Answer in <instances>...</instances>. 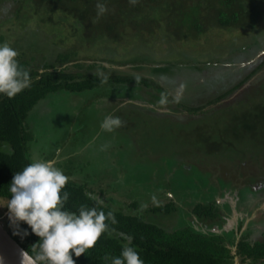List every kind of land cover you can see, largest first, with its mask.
<instances>
[{
	"label": "trees",
	"instance_id": "trees-1",
	"mask_svg": "<svg viewBox=\"0 0 264 264\" xmlns=\"http://www.w3.org/2000/svg\"><path fill=\"white\" fill-rule=\"evenodd\" d=\"M3 1L5 0H0ZM15 1V9L0 21V44L7 42L19 52V64L29 71L32 83L29 88L11 99L0 94V199L6 204L11 199L9 189L15 173L22 171L36 159L49 160L58 156L56 166L70 177L62 189V192L69 193L65 209L77 214L81 205L96 207L105 214L111 210L117 221L114 225L111 221L107 222L109 228L114 231L111 234L104 233L95 247L80 257L73 255L75 264H110V261L106 262L102 258L105 254L119 257L123 247L128 244L127 236L132 237L131 246L137 249L144 264H232L235 256L246 264H264V240L252 242L244 234L237 240L236 253H231L226 242L233 245L234 238L222 232L215 199L196 202V198L193 199L195 203L190 212L184 210L175 200L176 197L183 198L180 196L182 189L191 188L195 192L192 194L197 197L198 193H202L200 187H209V181L207 184L203 183L207 172L203 174L195 164L187 163L183 157L196 154L201 158L203 151L240 150L241 153L245 148L259 145L261 139H264L260 136L261 130H264V75H258L264 70V57L254 66L237 68L233 74L235 77L233 76L231 81L227 80L229 88L226 86L223 91L217 93L218 95H213L204 103L197 101L193 104L189 100H178L169 93L179 83L191 85L196 79V74L198 76L205 66L218 69L215 75L221 74L220 79L223 80L227 72L221 71L223 65L243 63L248 55H254L259 43L252 35L247 39L249 45L241 49L236 48L232 51L234 55H228L223 61L217 60L207 65L198 59L193 62L190 57L195 52V44L206 32L255 28L259 19L264 22V0H137L135 5L129 0ZM98 2L106 4L108 11L97 20ZM5 25H9L10 29ZM44 25L49 26L51 35L57 32L58 37L37 40L34 33H39L41 29L47 30ZM115 44L117 46L113 51L118 49V46L123 51L117 53L121 59L103 54L101 61L108 62V67L102 62L97 65L84 61L90 59L87 53L93 52L92 49L98 50L97 47L104 45L102 50L107 51L111 48L109 45ZM151 45L162 47L158 52L149 49V52L140 58V50ZM258 47L261 51L262 46ZM126 53L128 59L124 57ZM196 53L201 57L197 51ZM166 56L172 59L167 60ZM202 57H205L204 54ZM100 59L101 57L98 58ZM127 61L139 63L133 66L135 72L128 73L113 66L126 64ZM144 63H149L150 66L146 68ZM71 67L76 70H70ZM225 81L226 78L222 82L223 85ZM162 82H166V85H162ZM101 85L102 89L108 88V91L111 90L112 94L115 93L118 97L130 94L132 100H135L124 102L123 105L116 103V100L114 103L112 101L113 104L101 105L98 104L101 100L94 101V95L81 107L83 111L89 109L88 114L85 113L81 118H78L76 112L74 116L55 109L50 114H54L57 119L51 122L60 128H53V131L50 129L54 132L52 137H48L51 132L45 133V129L51 128L50 126L38 125L30 118V114L35 115V108L42 102L55 103L54 95L59 92L68 96L91 95ZM208 86L211 87L207 85L199 94L201 97L207 94ZM146 90L156 94L151 98L153 104H156L155 100L161 102L162 98H166L163 104L165 111L175 105L190 115L203 114L195 118L197 124L193 131L198 133L200 145L196 146L194 151L182 148L181 153L176 154L175 150L157 158L141 153L140 147L132 136L128 135L131 146L118 145L115 150L108 151L101 148L102 153L97 152V155L102 159L93 163L91 160L96 156L91 153L95 148L91 147V141L94 136L104 137L107 133L100 127L106 115L120 117L122 114L120 118L126 122L125 126L121 127L124 128V134L129 127L132 130L135 124L140 122L146 125L148 119H153L150 118L151 113L145 115L146 112H142L148 108L138 107L136 103L139 100L147 101L146 95L150 93ZM117 91H120V94ZM107 92H102L104 95L101 97L108 96L110 93ZM227 95L236 96L233 105L220 104ZM107 98L110 102L113 100ZM213 104L219 106L206 108ZM236 104L238 108L231 107ZM78 106L81 105H77V109ZM125 109H128V116H131L128 121L123 119ZM165 111L161 112L167 114ZM52 123L48 124L53 125ZM92 123L98 126L95 125L93 129ZM175 126L179 127V124ZM177 129L188 130L185 124ZM37 132L42 136V141L37 146L41 149L45 147L47 153H32L31 142ZM89 132H94L93 137L86 140ZM190 132L193 133L191 129ZM109 135L113 141L119 143L125 137L114 131ZM81 140L83 143L80 145ZM80 147L84 152L77 153ZM56 150L60 151L58 155ZM85 154L88 156L82 157ZM107 156H111L112 160L115 156V163L122 162L118 170L125 174L123 178L131 182L130 186L143 189L155 183L156 190L165 194L164 190L167 189L175 198L158 193V199L163 195L167 200L155 202L150 206H143L138 199L126 204L112 198H103L106 191L102 188L93 189L89 184L93 181L94 174L105 178L106 171H115L112 166L114 162H109ZM196 156L192 158L195 159ZM248 159L242 161L241 166L238 165L246 170L245 178L253 181L260 176L264 179V156L260 155L261 163L257 167L247 164L250 163L247 162ZM80 171H85L86 175ZM82 176H85L84 179ZM153 177L156 179L153 180ZM224 187L223 182L217 180L216 184L209 188L217 191ZM89 194L99 197L103 203L91 199ZM172 214L177 218L175 226H165L158 219L161 215ZM188 216H192L190 220H187ZM6 227L10 235L34 256L32 246L39 243L40 238L32 233L31 228L26 223L14 219L9 220Z\"/></svg>",
	"mask_w": 264,
	"mask_h": 264
},
{
	"label": "rangeland",
	"instance_id": "rangeland-1",
	"mask_svg": "<svg viewBox=\"0 0 264 264\" xmlns=\"http://www.w3.org/2000/svg\"><path fill=\"white\" fill-rule=\"evenodd\" d=\"M15 7H16L15 0H5L3 2H0V21L5 16H8L9 13H11L15 9ZM5 27L10 29L9 25L7 26L5 25ZM48 27L49 26L46 25L45 28L47 30L42 31L41 29L42 32L38 31L39 33H34L36 34L37 40L44 41V40H51L52 37L54 38L58 37L57 32L51 35L50 33L51 31L49 30ZM61 29L62 28H60V30ZM11 32H14V30ZM60 34L63 35L62 32H60ZM252 35L256 37L259 43L258 46L259 45L262 46L261 51L259 50V47L257 46L255 48L256 53L254 55L252 53L248 55L247 59L243 63L238 64L234 62L232 64L223 65V68H221V71L222 70L227 71L224 76V78H226V81L224 83L225 85L222 84V82L224 81V78L223 80L220 79L221 74L215 75L216 74L215 72L218 71V69L207 68L204 65L205 68H203V70L198 73V76L196 74V79L192 82L191 85L188 86L186 83L185 84L179 83L174 90H171L169 92L172 95L171 97H174L175 99H178V100H184V101L189 100V101H192L193 104L197 103V101L204 103V101H206L208 98H211L213 95L215 96L217 93L224 90V88L229 83L227 82V80L229 79L231 81V78L235 77V75L233 74L237 70V68L243 67V66L247 67L249 65L254 66L258 64L260 59L264 57V22L261 19L257 21L255 28L249 27V28H244L242 30L239 29V30H231V31H225V30L215 31L214 30V31L206 32L205 34H203L199 38V41L195 44L196 46V48H194L195 52L190 56L192 58L190 59L193 60V62L198 59L199 61L203 62V64H207V65L210 62L212 63L213 61H217V60L223 61L224 59L228 57V55H231V54L234 55L232 51L235 50L236 48L237 49L245 48V46L249 45L248 40H247L249 39L248 37H251ZM126 40L128 41V38ZM116 46L117 44L109 45V47L111 48H108L107 51H104L102 49H104L105 46L100 45L99 47L96 48L98 50H95L94 48L91 50L93 52L87 53L89 54L88 56L90 57V59H87V60L83 59V60L87 62L88 61L93 62L98 65L99 62H102L101 60H102L103 54L104 56L105 54H107L108 56L112 55L113 57H118L121 59V57H119L120 55L117 53H122L123 51L120 50L119 46H118V49H114L113 51V48H115ZM161 47L162 46L155 47L154 45H151L150 47L147 46L148 49L147 48H142V50L139 49L142 52L140 55L141 56L140 58L144 57L147 54V52H149L148 51L149 49H153V51L155 50L158 52ZM109 51L113 53L111 52L109 53ZM196 51L198 52V54L201 55V57L197 55ZM203 54L205 57H202ZM100 57L101 59L98 60V58ZM124 57L125 59H128V53H126ZM166 59L171 60L172 58H170V56H166ZM83 60H80V61H83ZM130 62L131 61H127L126 64L122 63L118 65L113 64V66L117 67V69L126 70L128 71V73H133L135 72V70L133 69V66L138 65L139 63L134 62L133 64V62L132 63ZM102 64L106 67L110 65L106 61L102 62ZM144 66L147 68L150 66V64L144 63ZM70 70L74 71L76 69L71 67ZM259 74L264 75V70L259 72L258 75ZM256 76L257 74L255 75V77ZM194 78L195 76L193 75V79ZM164 84L166 85V82L164 83L162 82V85ZM207 85H210L211 87L208 86V89L206 90L207 94H205L203 98L199 94L202 92L203 88L205 89ZM245 85H247V83H245ZM102 86L103 85L96 88V91L93 92V94L91 95L84 94V95L77 96V97L74 95L68 96V94L65 95V94H62V92H59L58 94L54 95L55 103H51L50 101L42 102L38 107L35 108L34 110L35 115L30 114V118H32L35 122H37L38 125L43 126V124H45V126L46 125L50 126L51 128L45 129L47 130L45 133H47V132H51L50 129H52L53 131V128L54 129L60 128V126L51 122L57 119V117L54 114H50L55 109H59L61 113L67 112L68 115L71 114L75 116L77 113L78 118H81L85 115V113L88 114L87 110H89V109H85L83 111L81 107H84V103L86 102V100L88 98H93L94 95H95L94 101L101 100L100 102H98V104H101V105H105L107 103L113 104L115 100H116V103L120 105L124 102H128V101L133 102L135 100V99L132 100L130 94H128V96L126 97H124V95L121 97H118L119 95H116L115 93L112 94L113 92L111 90L108 91V88L102 89ZM146 91L150 93L149 95L148 94L146 95L147 101L139 100V101H136V103H138L137 104L138 107L148 108L142 112H146L145 115L152 114L150 118L153 117V119L152 120L148 119L147 120L148 123L146 125L140 122L135 124V127L132 128V130H131V127H129L127 130H125L126 135L124 134V131H123L124 128L120 127L118 129H115L114 130L115 133L125 136L121 140V143H119L118 141L117 142L113 141V138L111 137V135H109L111 134V132L105 133L104 137H98V135L93 137L92 135L94 132L93 133L89 132L90 135H87L86 140L93 137L91 141V144H92L91 147L92 148L95 147L92 150L90 149L91 153L94 156H96L91 160L93 163L97 162V160L99 159H102L100 155L99 156L97 155V152H99L100 154L102 153V151H100L101 148L103 151H108L110 149L115 150V148H117L116 146L118 145L119 146L123 145L124 147L129 146V145L131 146L132 143L131 141L128 140V135L132 136V139L135 141L136 145L140 147L141 153H145L149 155L150 157H157V158L161 156L164 157V154L169 153V152H174L175 150H176L175 152L176 154L181 153L182 148L183 149L187 148V149H191V151H194L196 149V146L198 147L200 145V142H198L199 140L198 133H195L193 131L197 124V122H195L197 119L195 118L201 117L203 116V114H198V115L191 114L190 115L186 111H184L182 108L178 109L177 107H175V105H173L170 110L165 111L166 109L165 107H163L164 103H161L159 100H155L156 101L155 103L157 105L153 104V101L151 100V98L154 97L156 94H153L151 90H146ZM102 92H107L110 94H108V96L106 95L105 98H102L101 95H104V94H101ZM118 93L120 94V91ZM236 93H238V91ZM107 97H109V99L112 98L113 100L110 99L111 100L110 102ZM235 97L236 96L234 95L232 96L227 95L224 99L220 101V104L223 105L224 103H228L227 106L233 105L234 104L233 100L235 99ZM77 105H81V106H78L79 108L77 109ZM217 106H219V104H213V105L207 106L206 108H209V109L214 108V107L217 108ZM231 107L238 108V105L236 104ZM162 110L165 111L164 113H167V114H163L161 112ZM148 113H151V114H148ZM132 114H137V113H132ZM119 116L121 117L122 114ZM128 117L130 118L131 116L130 115L128 116V109L127 111L125 109V112L123 113V119L128 121ZM179 122H181V124ZM48 123H52L53 125L48 124ZM178 124H179V127L175 126ZM183 124H185L188 130L179 131L177 128L180 129V127L183 126ZM95 125L96 123H92L93 129ZM96 126H98V124ZM190 129L192 130L193 133L190 132ZM53 135H54V132H51L48 137H52ZM261 135H262V138H264V130H261L260 136ZM261 140L262 142H260L259 145L257 144L256 146L251 147L249 149L245 148L246 150L241 151V153H239L240 150H237V151L227 150L225 152H217V151L216 152H211V151L205 152L203 151L204 155L202 156L200 155L201 158L196 156L195 152H194L195 155H193V156H196L195 159L192 158L193 156L183 157V159L187 163L195 164L197 169H199L203 174L204 172H207L205 173V175L207 176L203 178V180H205L203 183L207 184V182L209 181L207 185L210 187L211 185L216 184L217 180H220V182L221 181L223 182L225 187L220 188L219 190L217 189V191L215 190V192L211 190L209 187H200V190L202 193L201 194L198 193L197 197H194V194H192L193 190L191 188H187V189L185 188V189H182L181 191L182 195H180L183 198L178 199V197H176L175 199L176 203L182 206L184 210L190 212L194 203L197 200L204 201L206 199L216 198V200L220 204H223L225 207L224 214L228 220V224L227 226L224 227V229H227V230L223 231V233H226V234L229 232V230L231 231L234 230L233 232L239 235V230L237 227H239L241 223H244L242 230H244L243 228H245L246 225L248 224H251V226H255V224L264 223V188H263V184L259 183L262 179L260 176L255 178V180L253 181L245 178L246 170L238 166V165L241 166L242 161H245L248 158L249 159L247 162H250V163H247V164L251 166H255V167L259 166V164L261 163L259 162L260 155L264 156V139H261ZM41 141H42V136L39 132H37V134L34 135L33 141L31 142L32 143L31 145L32 153L33 152H42V153L48 152L45 147H42V149L38 148L37 144H39ZM82 143L83 141L80 142V145ZM105 145H107L108 147L105 148L104 147ZM36 146H37V149L35 151ZM204 148L205 147H203V149ZM240 148L243 149L244 147L243 148L240 147ZM82 151L84 152V149L80 147V149L76 152L79 153ZM58 152L60 151L56 150L57 155H58ZM85 155L82 157L88 156L87 154ZM250 156L252 157L250 158ZM103 157L105 158L104 155ZM107 157L109 159V162L111 161L114 162L112 163L113 165L111 163H108V164L115 167V171H106L105 178L101 177L100 174L96 175L97 174L96 173L92 176L93 181L89 184V187L93 189H96V190L98 188L104 189L106 192L103 193L104 194L103 198H112L117 202L126 203V204L130 203L134 199H138L142 203L143 206H150V205H153L155 202H164L167 200L165 198L166 196L175 198L174 195H172V193H169L167 189L164 190L165 194L162 193L161 190L159 191L156 190L155 183L154 185L152 186L150 185L149 187L147 188L145 187L143 189L140 187L135 188L133 185L130 186L131 182L128 179L123 178V176L125 177V174L123 175V173L118 170V168L120 167V163L122 162L115 163L116 161L115 156H114V160H112L111 156H107ZM119 158L121 157L119 156ZM54 159L57 161L59 160L58 156H56ZM105 164L107 163H104V165ZM105 168L106 167H104V169ZM92 171H95V170L92 169ZM80 173L86 175L85 171H82V172L80 171ZM82 177L84 179L85 176H82ZM103 178L104 180H102ZM166 178L168 177H165V179ZM79 179H81V177ZM155 179L156 177H153V180ZM252 185H254L253 189H257L261 187V190L257 194H251V195L249 194L250 199L247 198L248 199L247 201H245V199L243 200L241 189L246 188V186L251 187ZM132 188H133V192H132ZM195 189L194 191H196ZM158 193H162L165 197H163V195H160L159 196L160 198L158 199V195H157ZM195 198L196 200L194 202L193 199ZM226 203L229 206H227ZM5 205H6L5 201L0 199V221L6 227L7 223L11 219H10L9 210L8 208H5ZM191 217L188 216L187 220H190ZM158 219L161 223H163L165 226H168V227L175 226L177 222V218L175 214H172L169 216L161 215V217H159ZM236 264H243V263H240L239 260H236Z\"/></svg>",
	"mask_w": 264,
	"mask_h": 264
},
{
	"label": "clouds",
	"instance_id": "clouds-1",
	"mask_svg": "<svg viewBox=\"0 0 264 264\" xmlns=\"http://www.w3.org/2000/svg\"><path fill=\"white\" fill-rule=\"evenodd\" d=\"M133 5L137 0H129ZM97 20L108 9L106 4L97 3ZM19 52L9 43L0 44V94L13 98L31 86L29 71L19 64ZM105 78V82H106ZM76 96V95H74ZM79 96V95H77ZM76 96V97H77ZM78 101V100H77ZM162 98L161 103H165ZM120 117L108 114L100 127L107 132L125 126ZM105 148L108 146L105 145ZM55 159H36L22 171L14 174L6 206L10 219L26 223L40 242L32 246L34 256L28 257L31 264H75L73 255L80 257L95 247L104 233L111 234L108 221L117 223L113 211H98L96 207L81 205L78 214L65 209L68 192H62L70 177L56 166ZM91 199L103 203L99 197L89 194ZM119 257L105 254L104 261L110 264H144L137 249L131 246V236ZM26 253L22 254L23 258Z\"/></svg>",
	"mask_w": 264,
	"mask_h": 264
},
{
	"label": "flooded vegetation",
	"instance_id": "flooded-vegetation-1",
	"mask_svg": "<svg viewBox=\"0 0 264 264\" xmlns=\"http://www.w3.org/2000/svg\"><path fill=\"white\" fill-rule=\"evenodd\" d=\"M259 183L263 184V188H264V179L263 178H262V180ZM254 185L251 186L252 188L246 186V188L241 189L242 190V195H243V200L245 199V201H247L248 200L247 198L250 199V195L251 194H257L261 190V187H259L257 189H253ZM215 200H216V198H215ZM216 202H217L218 208H219V224H220V227H222V232H223V231L227 230V229H224V227L227 226V224H228V220H227V218L225 217V214H224V212H225L224 208L225 207H224L223 204H220L217 200H216ZM227 206H229V205L227 204ZM243 224L244 223H241V225L239 227H237L238 230H239V235L237 233H234L233 229H232L233 231L229 230V232L227 233V235H229L230 238L231 237L234 238V244L233 245H231L229 242H226V245L231 249V253L232 254L236 253L237 240L244 234L247 235V239H249L252 242H257V241L264 240V223L255 224V226H251V224H248V225H246L245 228H243L244 230H242ZM260 227H262V228H260ZM224 234L226 235V233H224ZM236 260H239L240 263L246 264L244 262H241L238 256L234 257V260H233L232 264H236Z\"/></svg>",
	"mask_w": 264,
	"mask_h": 264
},
{
	"label": "water",
	"instance_id": "water-1",
	"mask_svg": "<svg viewBox=\"0 0 264 264\" xmlns=\"http://www.w3.org/2000/svg\"><path fill=\"white\" fill-rule=\"evenodd\" d=\"M217 231V230H215ZM31 264L28 257H32L9 233L0 221V264Z\"/></svg>",
	"mask_w": 264,
	"mask_h": 264
}]
</instances>
